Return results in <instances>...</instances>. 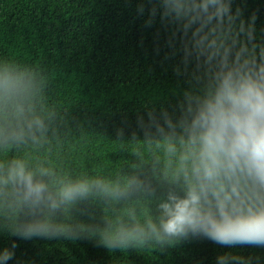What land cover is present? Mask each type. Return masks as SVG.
I'll use <instances>...</instances> for the list:
<instances>
[{
  "label": "trees",
  "instance_id": "obj_1",
  "mask_svg": "<svg viewBox=\"0 0 264 264\" xmlns=\"http://www.w3.org/2000/svg\"><path fill=\"white\" fill-rule=\"evenodd\" d=\"M164 3L0 0L6 264H264V244L157 238L161 204L194 179L192 123L223 68V49L198 53ZM237 9L229 66L242 44L241 60L264 47V0Z\"/></svg>",
  "mask_w": 264,
  "mask_h": 264
},
{
  "label": "clouds",
  "instance_id": "obj_2",
  "mask_svg": "<svg viewBox=\"0 0 264 264\" xmlns=\"http://www.w3.org/2000/svg\"><path fill=\"white\" fill-rule=\"evenodd\" d=\"M164 9L185 32L191 29L198 53L207 52L211 59L223 49V68L214 95L192 123L198 133L191 141L198 145L194 179L187 181L182 196L170 194L161 204L157 238L191 231L224 244H264V47L257 53L254 46L241 60L248 51L242 44L228 65L224 25L230 29L240 17V9L232 12V0H165ZM254 23L252 17L249 35ZM46 227H30L21 235L27 238ZM12 254L8 248L0 250V264Z\"/></svg>",
  "mask_w": 264,
  "mask_h": 264
}]
</instances>
